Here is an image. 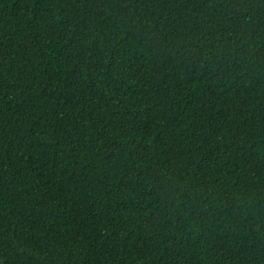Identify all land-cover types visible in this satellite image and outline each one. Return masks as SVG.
I'll return each instance as SVG.
<instances>
[{
    "label": "trees",
    "instance_id": "trees-1",
    "mask_svg": "<svg viewBox=\"0 0 264 264\" xmlns=\"http://www.w3.org/2000/svg\"><path fill=\"white\" fill-rule=\"evenodd\" d=\"M0 264H264V0H0Z\"/></svg>",
    "mask_w": 264,
    "mask_h": 264
}]
</instances>
